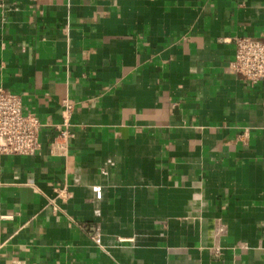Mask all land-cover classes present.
Masks as SVG:
<instances>
[{
  "label": "crops",
  "instance_id": "0c3cea01",
  "mask_svg": "<svg viewBox=\"0 0 264 264\" xmlns=\"http://www.w3.org/2000/svg\"><path fill=\"white\" fill-rule=\"evenodd\" d=\"M237 37L264 41V0H0V89L43 124L0 159V264H264Z\"/></svg>",
  "mask_w": 264,
  "mask_h": 264
},
{
  "label": "built area",
  "instance_id": "2783aa9c",
  "mask_svg": "<svg viewBox=\"0 0 264 264\" xmlns=\"http://www.w3.org/2000/svg\"><path fill=\"white\" fill-rule=\"evenodd\" d=\"M232 69L249 84L264 81V41L252 37H237ZM72 106L64 105L65 125ZM41 121L33 114H25L19 95L0 89V159L7 156H33L40 148ZM59 136L66 139L69 131L60 128Z\"/></svg>",
  "mask_w": 264,
  "mask_h": 264
}]
</instances>
